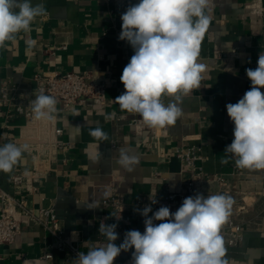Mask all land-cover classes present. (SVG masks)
<instances>
[{"label": "crops", "instance_id": "1", "mask_svg": "<svg viewBox=\"0 0 264 264\" xmlns=\"http://www.w3.org/2000/svg\"><path fill=\"white\" fill-rule=\"evenodd\" d=\"M40 2L33 0L34 4ZM43 3L47 15L0 47V84L2 80L11 82L13 103H29L39 94L36 75L50 70L90 71L96 80L107 84V99L105 103L88 99L68 109L57 105L52 120L17 116L9 124L4 122L3 108L0 146L11 142L27 144L28 149L11 172H0V186L15 196H26L27 205L35 212L53 205L65 238L79 244L85 253L103 245L98 231L102 222L121 223L116 210L101 203L118 194L124 214L131 218L123 229L116 228L115 243L119 245L127 231L141 227L143 216L136 209H142L139 201L143 196L155 195L160 207L167 206V192L178 191L185 184L188 174L181 171L182 161L174 152L189 137L185 143L200 146L203 156L204 175L196 182L198 194L230 196L235 216L238 204L249 203L247 211L240 214L246 220L243 241L227 249L224 259L227 264H264V169L238 168L224 152L234 139L226 105L235 104L250 89L245 70L255 69L259 53L264 52V0H209L210 25L198 57L205 65L200 86L182 97V115L169 125L167 136L157 141L148 127L137 131L129 126L128 112L114 102L125 92L120 77L134 54L127 41L118 39L121 15L139 0ZM26 41L36 44L29 48ZM64 45L67 47L62 48ZM161 99L165 104L172 100L167 96ZM120 112L124 119L117 121ZM109 115L111 119H106ZM97 126L107 133V140L89 134ZM57 128L63 129L62 135H57ZM116 139L119 142L113 145ZM58 140L67 142L65 149L54 147ZM121 150L137 157L133 171L116 163ZM15 172L26 175L22 186L10 184L9 177ZM33 185L38 190L30 192ZM91 202L95 208L89 209L86 204ZM169 208L175 212L179 207ZM48 249L54 257L42 258ZM133 251H122L113 264H132ZM67 255L57 248L56 237L33 220L23 223L14 243L0 246V264H64Z\"/></svg>", "mask_w": 264, "mask_h": 264}, {"label": "clouds", "instance_id": "2", "mask_svg": "<svg viewBox=\"0 0 264 264\" xmlns=\"http://www.w3.org/2000/svg\"><path fill=\"white\" fill-rule=\"evenodd\" d=\"M208 5L209 0H139L127 7L121 15L118 39L127 41L134 54L120 77L125 92L114 100L122 111L139 114L149 127L165 128L176 123L182 115V97L201 83L205 65L198 62V57L210 25ZM47 12L43 0L36 4L33 0H0V47L14 41L19 32L29 31L32 23ZM26 43L32 48L36 41ZM245 71L250 89L235 104L226 105L234 124V139L224 152L238 168L264 169V52L258 55L257 67ZM164 96L172 100L165 104L161 99ZM56 103L53 96L41 90L30 101L34 118L52 120ZM89 134L97 140L108 139L101 126L90 129ZM27 149V144L11 142L0 146V172H11ZM116 163L131 172L138 159L121 150ZM155 203L154 198L136 209L145 218L143 233L129 230L117 245L118 225L102 222L98 231L104 238L103 245L79 252L73 264H113L122 251L130 249H134L132 264H227L221 227L234 203L230 196H189L175 212L167 206L153 212ZM86 207L95 208L93 202Z\"/></svg>", "mask_w": 264, "mask_h": 264}, {"label": "built area", "instance_id": "3", "mask_svg": "<svg viewBox=\"0 0 264 264\" xmlns=\"http://www.w3.org/2000/svg\"><path fill=\"white\" fill-rule=\"evenodd\" d=\"M64 45L62 48H66ZM37 83V90H41L46 95L53 96L57 105L63 106V108H70L74 105L83 104L88 99H96L101 103H105L107 99V84L104 81H98L94 78L93 73L90 71H66L58 72L50 70L38 74L35 76ZM13 85L9 80H2L0 84V111L5 108L4 111V122L9 124L12 119L17 116H23L25 118H32L33 112L29 103H13L12 97ZM55 106V107H56ZM127 112V111H125ZM124 113L117 115V121L124 119ZM129 118L127 124L132 126L135 130H140L143 127H148L152 131L153 137L157 140L167 136L169 131V125L165 128H154L149 127L145 124L142 117L139 114L128 113ZM57 135L63 134L62 128H57ZM191 138L185 137L176 148L174 155L182 161L181 171L188 174L183 187L178 191H168L164 196L166 205L168 207H180L183 200L189 196H195L198 194L196 182L199 177L204 175V171L201 166V160L203 159L200 146L195 143L186 144L187 140ZM119 142L118 139L113 142L116 145ZM39 145V144H38ZM67 142L58 140L54 147L65 149ZM36 162V161H35ZM38 163H35L34 168L38 169ZM160 175L159 172L156 173ZM27 181L25 174L21 172H15L9 177V182L13 187L22 186ZM38 190L37 185H33L30 192ZM156 199L155 195L143 196L139 201V206L143 208L145 205L150 203L151 199ZM104 206L113 208L116 210L121 223L118 224L119 229H123L124 223L130 222V216L124 214V204L120 195L115 194L106 197L101 200ZM249 203L244 201L236 206V212L238 216H235L233 211V205L230 216L224 225L221 227V235L224 239L225 249L234 248L238 246L244 238V231L246 229V220L240 217L247 211ZM160 208L158 201L152 204L153 212ZM152 213H149L151 216ZM144 217L141 219V227L139 231L144 232ZM26 220H33L37 222L43 229L49 234L56 237L57 248L63 251L65 254L71 255L74 259L77 257L79 252H82L79 244L73 240H67L65 238V229L62 226L61 219L58 216L53 205L42 206L35 212L32 208L27 205L26 196H15L10 191L0 186V246L3 244H12L15 242L17 236L21 234L23 223ZM160 223V221H155ZM66 257L64 264H73L70 261V257ZM44 259H51L54 257L53 252L48 249L41 254Z\"/></svg>", "mask_w": 264, "mask_h": 264}]
</instances>
